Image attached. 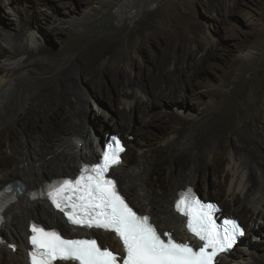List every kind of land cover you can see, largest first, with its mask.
Returning a JSON list of instances; mask_svg holds the SVG:
<instances>
[{"label": "bare ground", "instance_id": "1", "mask_svg": "<svg viewBox=\"0 0 264 264\" xmlns=\"http://www.w3.org/2000/svg\"><path fill=\"white\" fill-rule=\"evenodd\" d=\"M61 1L63 0H0V11L5 9L14 15L19 13L22 7H27L21 17L16 15L18 25L11 22L12 28L17 29L20 26L17 33L11 35L0 27V58L3 59L0 67V126L8 123L24 126L20 134L0 132V156L8 158V165L0 167V191L9 183L10 187L14 185L13 182L22 184L27 193L43 190L53 180L76 174L82 162L97 161L98 152L103 147V140L106 137V130H103L105 124L97 125V122L89 121V115L93 113L88 109L86 89L81 85L79 61L59 77V96L63 103L53 100L56 95L55 76H39L33 84L27 85L28 78L37 72L35 64L29 57L15 63L22 55L37 53V57L44 56L52 62V65L46 64L43 71L55 69L59 63L55 59L56 55L43 44L47 41L48 34L50 35L51 32L60 43V47L64 48L68 39L62 37L61 30L65 27L84 28L85 18L93 13L91 9L83 11L82 17H76L66 10L68 17L63 18L58 9L62 4ZM240 1L242 0H235L233 5L225 8V13L234 15L237 12L236 3ZM101 2L102 0L97 1V3ZM129 2L126 0L119 5L116 16L118 21H123L125 16V20L132 25L139 17L140 11L129 7L127 5ZM140 6L146 9L150 5ZM217 12H222V8H218ZM11 13L8 15L13 16ZM0 19H3L1 15ZM10 44H13L12 51H8L4 46ZM213 46L214 41L213 45L211 44V47ZM109 69L110 65L103 68L101 73L108 72ZM94 80L95 77L89 79L90 82ZM148 86L152 87L147 82L142 86V92L132 93L131 100H122L125 110L137 108L139 112L146 113L150 108H159L158 101L174 105L176 112L169 116L165 126L169 127V131L172 121L179 120V114L182 116L181 111L194 110V102L198 96L194 85L191 92L184 95L182 90L183 87H187L186 82H180L178 79L176 83L165 89L154 90L152 87L154 92H150ZM96 88L101 95L104 90L103 85L97 84ZM140 93L144 98L139 96ZM254 97L255 104L253 102L252 108L260 102L258 92L254 93ZM188 102L193 103L191 107ZM261 115H264V112ZM261 115L249 116L239 130L245 131L250 128L260 120ZM162 116V112L151 113L144 118V124L150 123L148 118L160 120ZM187 116L184 114V119H187ZM106 120L107 117L104 116L103 121ZM261 127L264 131V125ZM113 128L124 140L130 133L136 136L141 134L130 125L121 124ZM217 131L215 136L218 144L230 151L219 160L214 161L212 156L211 163H208L211 155L208 153L211 142L209 136L207 143L198 148L192 147L190 138H186L185 143L178 145L182 150L187 147L193 148L192 151L196 154L194 156L183 153L181 155L167 153L164 156L163 151L150 155L143 152L138 147V143H129L125 140L127 149L136 148L138 155L134 158L126 149L121 165L111 170V175L118 181L120 191L128 198L131 206L143 214L151 215L152 221L160 230L172 232L177 239H185L186 224L185 219L175 211L176 194L190 186V183H201L203 196L213 197L218 201L220 207L226 210L225 217L237 215L246 231L242 241L234 247L227 258L217 257L216 264H264V247H260L257 240L258 235L264 238V163L262 162L264 159L258 158L252 139L240 137L239 142L243 146L236 147L225 144V135ZM178 134L180 135V132ZM192 139L194 140L193 137ZM95 140L98 141V145L96 150H93L92 144ZM260 140L259 146L264 145V134ZM178 141V138H173L166 146L169 147ZM208 174L212 176V183L204 180ZM30 219H38L43 223L41 225L48 228L59 227L66 236L76 237V233L79 232L67 225L64 218L47 201L31 199L25 194L20 195L16 202L10 203L3 214L0 231V264H29L27 251L30 244L27 243V237L30 234L29 225L33 223ZM93 235L110 249L117 250L120 247L118 241L111 235L102 232ZM10 244L16 246L15 251L9 247ZM232 254L233 257H230Z\"/></svg>", "mask_w": 264, "mask_h": 264}, {"label": "rangeland", "instance_id": "2", "mask_svg": "<svg viewBox=\"0 0 264 264\" xmlns=\"http://www.w3.org/2000/svg\"><path fill=\"white\" fill-rule=\"evenodd\" d=\"M97 1L60 2L62 4L58 9L63 18L68 17V10V13L71 12L76 17H82L83 11L91 9L93 13L85 18L84 28L65 27L61 30L62 37L68 39L64 48L60 47L51 32L48 34L49 40L43 44L56 55L55 59L59 63L55 69L43 71L46 64L52 65V62L44 56L37 57V53L22 55L15 61H24L29 57L35 64L37 72L28 78L27 85L33 84L39 76H55L56 95L53 100L63 103L59 96V77L79 61L81 85L86 89L88 109L93 113L89 115V121L97 122V125L105 124L104 140L108 136L117 135L124 146L125 140L138 143V147L150 155L163 151L164 156L167 153L194 156L196 154L193 153V148L182 150L178 145L190 138L192 147L198 148L207 143L209 136L211 142L208 153L211 155L208 163H211L212 156L216 161L230 153L229 149L225 150L223 145L218 144L215 136L218 130L217 132L225 135V144L228 145L242 147L240 137L252 139L258 158L264 159V145L259 146L260 137L264 134L261 127L264 125V115H261L264 112V0L235 2L237 12L234 15H227L225 8L233 5L235 0H129L127 5L140 11L132 25L125 20V16L123 21H118L116 16L119 5L126 0ZM141 4L150 6L145 9ZM26 8L22 7L16 15L21 17ZM218 8H222V12H217ZM8 13L11 12L5 9L0 11L4 19H0V27L12 35L18 32L20 26L12 28L11 22L18 25V18L12 13L13 16H9ZM213 41L214 46L211 47ZM4 46L8 51L13 50V44ZM2 60L0 58V67ZM108 65L109 71L101 73ZM93 75L95 80L90 82ZM177 79L186 82L187 87H183V90L181 88L182 95L189 94L194 85L198 96L194 102V110L181 111L182 116L179 114V120L172 121L170 131L165 126L169 116L176 112L174 105L158 101L160 107H149L150 111L146 113L139 112L137 108L125 110L122 105V100H131L132 93L142 92V86L147 82L157 90L171 86ZM97 84L104 87L101 95L96 88ZM152 87L148 86L150 92H154ZM255 92L259 93L260 102L252 108L255 104ZM142 95L139 94L144 98ZM188 104L191 107L193 103ZM156 112H162V118H148L150 123L144 124V118ZM184 114L188 115L187 119H184ZM259 114L261 117L257 123L245 131L239 130L249 116L256 117ZM104 116L107 117L106 122L103 121ZM121 124L134 127L142 135L130 133L124 140L113 128ZM18 126L8 123L0 126V132L20 134L24 126ZM173 138H178L179 141L167 147ZM93 144L92 149L96 150L98 141H93ZM127 150L134 158L137 157L136 148ZM7 161L8 158L0 156V167L7 166ZM204 180L212 183L211 174ZM190 184L203 200L213 201L220 207L213 197L203 196L201 183ZM220 209L221 214L226 216V210ZM233 218L241 221L237 215ZM30 220L43 224L38 219ZM257 238L258 245L264 247V238L261 235Z\"/></svg>", "mask_w": 264, "mask_h": 264}, {"label": "snow or ice", "instance_id": "3", "mask_svg": "<svg viewBox=\"0 0 264 264\" xmlns=\"http://www.w3.org/2000/svg\"><path fill=\"white\" fill-rule=\"evenodd\" d=\"M123 152L121 141L113 137L102 160L82 162L76 174L50 183L42 192L67 225L114 234L122 243L123 254L95 238H67L59 227L33 222L27 237L29 264H215L218 254L231 249L244 235L234 219L217 224L213 206L204 204L190 189L175 199V211L186 217L188 232L201 245L194 247L175 239L172 232L160 230L151 215L138 214L130 206L118 181L108 175L121 163ZM9 247L16 248L14 244Z\"/></svg>", "mask_w": 264, "mask_h": 264}, {"label": "clouds", "instance_id": "4", "mask_svg": "<svg viewBox=\"0 0 264 264\" xmlns=\"http://www.w3.org/2000/svg\"><path fill=\"white\" fill-rule=\"evenodd\" d=\"M112 137H116L117 139H119L120 141H121V143L123 144V142H122V140L117 136V135H112V136H109L108 137V139L107 140H105V142L103 143V147L101 148V150L98 152V154H99V158L97 159V161L100 159V155H101V153H103V150H105V146H106V144L108 143V141L110 140V138H112ZM123 146H124V144H123ZM125 147V146H124ZM125 149H126V147H125ZM123 157V156H122ZM94 162H96V161H93V162H91V163H94ZM82 164V163H81ZM81 166V165H80ZM120 166V165H119ZM112 172V171H111ZM111 175V174H110ZM111 177V176H110ZM112 178H114V177H112ZM115 179V178H114ZM187 188H191L192 190H193V192H194V194L202 201V202H204V203H212V204H216L218 207H219V205L217 204V203H215V202H211V201H206V200H203L202 198H200L199 197V195L196 193V191H195V189H194V187H192V186H188V187H186L183 191H179V192H177V194H176V198L178 197V194L180 193V192H184ZM219 209H220V207H219ZM222 218H228V217H225V216H223L222 214H221V212H220V214H219ZM229 219H234L235 221H237L238 222V224L241 226V228L244 230V232H245V234H246V231H245V229L243 228V226L240 224V222H239V220L238 219H235V218H233V217H230ZM245 236V235H244ZM244 238V237H243ZM242 241V240H241Z\"/></svg>", "mask_w": 264, "mask_h": 264}, {"label": "water", "instance_id": "5", "mask_svg": "<svg viewBox=\"0 0 264 264\" xmlns=\"http://www.w3.org/2000/svg\"><path fill=\"white\" fill-rule=\"evenodd\" d=\"M110 176L113 177L112 175H110ZM15 187H16V188H14V190H15L16 192H20V191H18V190H19V186H18L17 184L15 185ZM199 197H200V196H199ZM200 198H201V197H200Z\"/></svg>", "mask_w": 264, "mask_h": 264}]
</instances>
